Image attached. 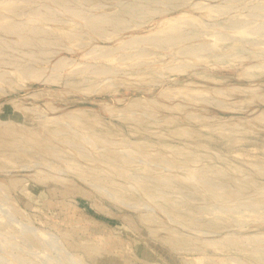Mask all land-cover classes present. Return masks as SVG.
Here are the masks:
<instances>
[{"label": "rangeland", "instance_id": "374dc122", "mask_svg": "<svg viewBox=\"0 0 264 264\" xmlns=\"http://www.w3.org/2000/svg\"><path fill=\"white\" fill-rule=\"evenodd\" d=\"M7 1L0 264H264V0Z\"/></svg>", "mask_w": 264, "mask_h": 264}, {"label": "bare ground", "instance_id": "6f19581e", "mask_svg": "<svg viewBox=\"0 0 264 264\" xmlns=\"http://www.w3.org/2000/svg\"><path fill=\"white\" fill-rule=\"evenodd\" d=\"M11 6H12V4H11V2H6V3H4V4H1L0 5V8L1 9H3V10H10L11 9ZM217 8V7H216ZM219 8V7H218ZM210 10H212V7L210 8ZM222 10V9H221ZM145 11V10H144ZM214 11V10H213ZM129 12H130V14H132V15H138L139 13H140V10H137V9H134V8H132V9H130L129 10ZM141 12H142V10H141ZM75 13V12H74ZM87 19H88V17H87ZM114 19V18H113ZM113 19L111 18H108L107 16H101V15H99V16H95V17H93V18H89V20H88V27H90V29L91 30H93V32H96L97 34H100V35H98V36H101V33H100V31H102V29H103V26L105 25V24H107V23H111V22H113ZM167 20V19H166ZM178 20V19H177ZM186 20V19H185ZM184 20V21H185ZM174 21V20H173ZM189 21V20H188ZM188 21H186V22H188ZM191 21V20H190ZM87 22V21H86ZM181 22V21H180ZM179 21H176V24H173L172 23V25H167V28H165L164 30H162L161 32H159V33H157V34H154V35H152V36H146V37H142V38H139V39H137V37L136 38H131L130 40H125L126 41V43L125 44H134V45H136L137 44V41H139L140 40V42H141V40H145L146 42H147V40L149 41V40H151V41H149L151 44H154V45H157V43H164V44H166V43H168L167 45H171L172 43H170V42H173L174 43V41H178V40H181V39H183V37H185V36H183L182 34H181V32L182 31H179V23H180ZM186 22H184V24L186 23ZM114 23H117V22H114ZM182 24H183V21L181 22ZM180 23V24H181ZM192 23V22H191ZM113 24V23H112ZM118 25H120V22H118L117 23ZM186 24H188V23H186ZM185 24V26L184 27H186L187 25ZM116 27V26H115ZM183 27V28H184ZM116 28H118V26L116 27ZM242 28V27H241ZM261 28V27H260ZM4 29L6 30V31H17V33H18V37L20 38V40L23 42V43H29L30 41H33L34 39L35 40H37V41H41V42H46L47 41V39H41V38H39V32H37L36 31V29H34V28H32V27H29V28H27L28 30L27 31H25V30H23V28H21V26H19L18 24H15V23H11V24H7L6 26H4ZM26 29V28H25ZM245 29V28H244ZM259 30V28L258 27H254V28H251V29H249V30H247V31H245L246 33H247V35H252V34H257V32H259L258 31ZM105 31V30H104ZM184 32V31H183ZM187 32V31H186ZM187 33H189L190 34V32H187ZM186 33V34H187ZM106 34H107V32H106ZM193 34V33H192ZM102 35H103V33H102ZM188 35V34H187ZM195 35H197V34H195ZM190 36V35H189ZM188 36V37H189ZM219 36H221V35H219ZM218 36V37H219ZM223 36V35H222ZM225 36V35H224ZM223 36V37H224ZM227 36V35H226ZM17 37V38H18ZM188 37L186 38V39H188ZM195 37V36H194ZM215 37V36H214ZM190 38H192L191 36H190ZM189 38V39H190ZM216 38H217V35H216ZM215 38V39H216ZM220 38V37H219ZM219 38H217V39H219ZM222 38V37H221ZM225 38V37H224ZM229 38V37H228ZM186 39H184L185 41H186ZM223 39V38H222ZM222 39H220V40H222ZM227 39V37L225 38V39H223V41L224 40H226ZM152 40L154 41V42H156V43H154V42H152ZM228 40V39H227ZM20 42V41H19ZM124 42V41H123ZM135 42V43H134ZM166 42V43H165ZM139 43V42H138ZM123 44V43H122ZM161 44V45H162ZM7 45V44H6ZM46 45V44H45ZM124 45V44H123ZM133 45V46H134ZM198 45V44H197ZM196 45V46H197ZM201 45L202 44H200V47H201ZM213 45V44H212ZM128 46V45H127ZM126 46V47H127ZM131 46V45H130ZM129 46V47H130ZM157 46H159V45H157ZM182 46V45H181ZM191 45H189V47H186V49H184V51H185V53L186 52H191V53H194L195 51H203L202 49H198V48H193V47H190ZM195 46V47H196ZM205 46H206V44H205ZM5 47V46H4ZM123 47H125V46H123ZM129 47H127V48H129ZM183 47V46H182ZM181 47V48H182ZM198 47V46H197ZM202 47H204V46H202ZM207 47H209V46H206V47H204L205 49H207ZM213 48L215 47V46H212ZM98 48V47H97ZM120 48V47H119ZM185 48V47H184ZM212 48V49H213ZM217 48V47H216ZM215 49V48H214ZM105 50H106V48H105ZM180 50H182V49H180ZM179 49H178V51L179 52H181ZM209 50H211V49H209ZM106 52V51H105ZM110 52H112V50L110 51H108V53H110ZM204 52V51H203ZM90 53V52H89ZM143 53V52H142ZM188 54V55H192V54ZM197 53V52H196ZM99 54H101V53H99ZM104 54V53H103ZM177 54V53H176ZM181 54V53H180ZM198 54H200V53H198ZM198 54H196V55H198ZM109 55V54H108ZM178 55H179V53H178ZM187 55V54H186ZM195 55V56H196ZM96 56H98V55H96ZM95 56V57H96ZM104 56H107V53H106V55L104 54ZM103 55H102V57H104ZM124 56V55H123ZM125 57V56H124ZM193 57H194V55H193ZM198 57H199V55H198ZM197 56L195 57V58H198ZM120 58V57H119ZM14 59V58H13ZM5 62V61H4ZM59 62H62V60H60ZM58 62V63H59ZM184 63V62H183ZM182 63V64H183ZM62 64V63H61ZM65 63H63V65H64ZM18 65V64H17ZM62 65V66H63ZM181 65V62H180V64L178 63V65L176 66V70L178 69L177 67L178 66H180ZM186 65V64H185ZM185 65H181L182 66V71H183V67L185 66ZM83 66V65H82ZM93 66V64L90 66V67H92ZM99 66V65H98ZM61 67V66H60ZM97 67V66H96ZM99 67H101V66H99ZM105 67V66H104ZM186 67V66H185ZM185 67H184V70H185ZM84 68H86V70L89 68L88 66L87 67H84ZM83 67L81 68L82 70H85ZM98 68V67H97ZM172 68H175V67H173L172 66ZM171 68V69H172ZM181 68V67H180ZM170 69V68H169ZM104 70H105V68H104ZM92 71H94V69L92 70ZM109 71H111L110 69H109ZM175 71V70H174ZM181 71V70H180ZM181 71V72H182ZM25 73V75H34L35 74V72L34 71H30V70H25L24 71ZM84 71H82V73H83ZM96 72H97V69H96ZM98 72H99V70H98ZM97 72V73H98ZM20 73V72H19ZM85 73V72H84ZM104 73V72H103ZM106 74L107 73H109L108 71H106L105 72ZM1 74V73H0ZM3 74H5V73H3ZM10 74V73H9ZM21 74V73H20ZM97 75H100V73L99 74H97ZM101 75H103V74H101ZM35 77V76H34ZM2 78V77H1ZM55 79H57V78H55ZM108 83V82H107ZM87 88V87H86ZM85 91H87V90H85ZM69 113H71V112H69ZM68 113V114H69ZM74 113H72V115H73ZM264 114V113H263ZM70 115V114H69ZM71 115V116H72ZM68 116V115H67ZM66 116V117H67ZM75 117V116H74ZM73 117V118H74ZM72 118V119H73ZM78 117L76 116V118H74V120L73 121H75V119H77ZM93 118V117H92ZM8 123V122H7ZM49 123V122H48ZM3 124V123H2ZM1 124V125H2ZM45 124V123H44ZM5 125H7L6 123L4 124V126ZM9 125V124H8ZM7 125V126H8ZM10 126V125H9ZM10 128V127H9ZM12 128H13V126H12ZM12 128H10V129H12ZM10 129H9V131H10ZM18 129V128H17ZM19 130V129H18ZM1 131V130H0ZM2 131H6L5 129H2ZM7 131H8V129H7ZM12 131H14V130H12ZM11 132V131H10ZM18 132V131H17ZM19 132H20V134H21V131L19 130ZM24 132V131H23ZM28 132V131H27ZM26 132V133H27ZM34 132V131H33ZM6 133V132H5ZM31 133H32V130H31ZM35 133V132H34ZM33 133V135H35ZM1 134V133H0ZM16 133H15V131H14V134H13V136L15 135ZM18 134V133H17ZM28 134V133H27ZM4 135V134H3ZM11 135V134H10ZM30 135V134H29ZM32 135V134H31ZM32 135V136H33ZM5 136H7V133L5 134ZM28 136V135H27ZM37 136V135H36ZM12 137V136H11ZM10 137V138H11ZM15 137H17V135L15 136ZM20 137H22V136H20ZM38 137V136H37ZM35 138V137H34ZM22 139V138H21ZM16 140H17V143L18 142H24V141H22V140H20V141H18V138H16ZM12 142H15V141H12Z\"/></svg>", "mask_w": 264, "mask_h": 264}]
</instances>
